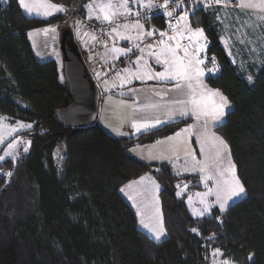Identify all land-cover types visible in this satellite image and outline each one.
<instances>
[{
    "label": "trees",
    "instance_id": "16d2710c",
    "mask_svg": "<svg viewBox=\"0 0 264 264\" xmlns=\"http://www.w3.org/2000/svg\"><path fill=\"white\" fill-rule=\"evenodd\" d=\"M49 1L83 16L90 0ZM214 15L199 9L189 21L204 29L205 57L215 58L217 70L205 74L206 83L232 103L214 130L227 143L246 194L223 212L213 207L195 218L175 191L183 182L200 188L198 174H175L168 162L147 163L129 152L190 119L130 138L108 134L97 121L63 126L54 111L69 103L66 83L54 59L37 60L27 37V30L63 15L44 20L24 14L17 0L0 2V113L31 124L28 151L1 164L11 175L0 173V264H211V248L233 264H264V56L248 83L220 43ZM145 173L160 186L166 232L160 241L137 227L119 191Z\"/></svg>",
    "mask_w": 264,
    "mask_h": 264
},
{
    "label": "crops",
    "instance_id": "0c3cea01",
    "mask_svg": "<svg viewBox=\"0 0 264 264\" xmlns=\"http://www.w3.org/2000/svg\"><path fill=\"white\" fill-rule=\"evenodd\" d=\"M93 1L95 0L88 1L85 4V6L89 5L90 3H93ZM0 2L3 5L7 4V0H0ZM17 2L24 14H26L27 16L37 17L44 20L50 18L51 16L61 14L64 12V11H56L55 9L47 8V10L55 11L56 13L52 14L50 17H42L41 15H37L36 13L29 14L20 4V0H17ZM25 2L33 5H39L42 3L60 5L50 2L49 0H25ZM260 3L261 0H225L224 3H217L216 1H214L202 10L212 11L211 9H216V10L219 9L223 11L231 8L234 9V11L239 12L240 14H251L258 16L264 20V8L259 6ZM143 4H144V0H129L128 7L131 10L130 12H133L141 8L142 7L141 5ZM241 5H251V6L246 7ZM85 6H84L83 15L84 17L89 18V15H86V11L90 12V9ZM213 6L214 8H212ZM39 9L43 10L41 8ZM44 11L45 10H43V12ZM94 11L98 13L99 9L94 8ZM121 11L123 10L121 9ZM192 15L193 14H190L185 24L190 25L192 29H196V28L203 29L202 27L199 26H193L190 23L189 20ZM89 19L96 20L95 16H92V18ZM233 19L235 21V18ZM139 23L144 25L143 29H140L138 27H130L124 30H117L116 32H113L110 43L101 48L92 47L93 43L90 42L87 44L83 36H81V38L79 37L77 41L80 44L81 46L80 48L82 49V51L87 53L89 58H92L93 56H97L99 58H105L108 61L111 58L120 59L121 61V66L119 68V71L117 72V74L113 79L108 80L102 77L101 78L99 77L98 79L99 88L101 92V99H100L98 117L96 121L98 125L102 127L108 134L115 137L130 138L148 132L155 128H158L168 122H172L178 119L189 118L190 119L189 123L183 126L182 128L176 130L175 132L163 137H159L154 141L148 143L132 145L129 148V152L135 158L147 163L162 162V161L168 162L172 165V168L174 169V171H176V173H184V174L197 173L200 180L201 175L199 169L201 164H203L205 160H208L209 164H211V159L214 156V152H215V148L213 149L212 146L215 145L216 142L213 141L210 133H215L216 136L221 137L214 130V127L224 122L225 115L221 118L219 122L209 123L208 126L209 134H207L208 136L207 138L203 128V124L206 118L201 117L199 120H197L195 116L191 115V110H192L191 104L179 103L180 101H188L192 98L191 95L189 94L187 82L180 81L181 87L177 89L175 86L177 83L176 80H158V79H146V78L136 79L135 76L140 75L143 77L146 74L154 76L155 73L164 71L165 65L163 61L165 59V56L161 55L160 62L158 63L156 56L152 55L151 53H160L161 50L164 49L166 45H172L173 47H175V45L179 43L180 48L177 50L178 56L183 57L184 49L186 48L190 55H195L196 59L203 61V63L198 65V67L202 69L204 72V75L199 77V86L197 85L196 80L192 81V85L193 88L195 89L196 97L199 98L200 94L202 92H206L207 89L219 90L217 88L209 86L205 81V74L207 73L208 70L204 61L205 51L207 47L206 34L203 29L202 38L193 37L192 40L190 41L188 37L191 36L192 34L189 33L187 30L183 31V38L180 34H178L179 32L177 33L175 32L172 34L164 33L165 35L161 36V33L163 32L158 31L157 33L154 27L151 24H149L147 21L141 20L139 21ZM57 25L58 22H54L27 30L28 40L30 42L32 51L38 61H42V57H43L42 55H40L39 52H42V54L47 52L46 50L47 46L48 45L50 46V44L53 42V40H55L56 37L54 32L43 34L42 31L44 27L46 26L56 27ZM140 31L144 33L151 31L153 34H155L153 40L154 44H145L141 48L143 49V51H141V49L136 48L137 46L136 43L139 40L133 37L134 34ZM218 33H219V41L222 44L221 33L219 30ZM148 37L150 36L143 35L141 38L145 39ZM169 37H173L174 39L169 41ZM183 40H189L190 45L184 47L182 45ZM160 41H163L164 43L162 44L160 43ZM251 45L252 46L254 45L255 47L259 46V48L261 47L259 49L261 50L259 51L261 53L264 51V42H263V46H261L262 45L261 41L258 42L255 40L254 42H248V46H250V51L254 52V49H251L252 47ZM114 48L131 49V51L125 53H117L113 51ZM197 49L200 50L197 51ZM226 53L228 55L227 51ZM138 58H140L139 61ZM259 60L260 61L258 62L259 63L258 68L261 64L262 59L260 58ZM215 69L217 70V67ZM252 73L253 74L256 73V68L253 69ZM122 79L127 80L128 82L122 83L121 82ZM252 81L253 79L251 81L247 80L248 83H251ZM215 99L218 101L219 98L217 97ZM231 107H232V103L229 101V106L226 107L225 113L226 110L230 109ZM181 111L188 112V115L180 116L179 113ZM156 121H160V123L157 124ZM134 122L137 124H146L149 125V127L137 131V129L133 127ZM177 133H179V135H177ZM227 149L229 152L228 147ZM193 156L195 157V160L192 159ZM229 158L231 159L230 152H229ZM193 167H195L196 169L195 171L192 170ZM141 177H144V179L141 180L140 183L135 184L136 183L135 181H138ZM153 181L155 182V184H158L156 179L153 177L151 173H145L136 179L126 182L119 188L121 196L134 211L137 219V227L140 230L141 228L147 229L140 223V219L142 220V218H144L143 216L144 213H146L148 216L153 215L156 219L161 218L162 221L160 200L158 196L160 187L159 189L155 188L153 185ZM212 187L213 186L210 183V188ZM131 190L137 192L138 197L131 196L130 195ZM156 196H157V200L155 201ZM180 197H184L186 207L189 213L192 215L189 205L187 203L186 195H181ZM214 198H215L214 195H209L212 208L217 207L220 212H223L220 210L218 204L215 203L216 200ZM157 213L159 215H157ZM195 218H200V217H195ZM153 226L155 227V225ZM165 237H166V232L164 238Z\"/></svg>",
    "mask_w": 264,
    "mask_h": 264
},
{
    "label": "snow or ice",
    "instance_id": "6c2138e0",
    "mask_svg": "<svg viewBox=\"0 0 264 264\" xmlns=\"http://www.w3.org/2000/svg\"><path fill=\"white\" fill-rule=\"evenodd\" d=\"M217 3L220 2V0H216ZM20 4L22 7L29 13H33L36 11V14H41L38 9L39 8H51L55 9L56 11H64V7L62 5H54L50 3H42L39 5H33L30 3H26L25 0H20ZM129 0H95L94 4L90 3L89 5H86L85 7L90 9L89 18H92V16H95L97 20L103 19L104 21L113 22L118 15H125L129 13L131 10L128 7ZM168 0H164V4L160 5V7H167ZM144 7L152 8L156 7V5H153L151 0H148L147 5H141ZM241 6H251V5H241ZM260 7L264 8V0H261V3L259 5ZM95 9H99V12L97 13L94 11ZM121 9L123 11H121ZM174 11V9H173ZM173 11H166L164 14L167 16H172ZM43 15L47 16L51 13L48 11H44L42 13ZM187 13H184L183 16H181L180 20H186L187 19ZM79 23V22H77ZM120 27V26H117ZM123 27L126 29L128 28V25L125 24ZM133 27H138L140 29L144 28V25L140 24L139 21H136V23L133 25ZM173 30L175 31V26H171ZM54 31V29H51ZM187 30L192 35L189 36V40L191 41L193 37L196 38H202L203 37V29L196 28L192 29L190 25L185 24L184 28L180 30L178 34H180L183 38V31ZM45 32L49 31V29H45ZM113 32L117 31V28L112 29ZM147 35L151 36L153 33L151 31H148L147 33L142 32L141 36ZM164 33H161V36H164ZM174 39L173 37H169V40ZM160 43H164L163 41H160ZM180 48L179 43L173 47L172 45H166L164 49L161 50L160 53H151L152 55L156 56L157 62H160L161 55L165 56V59L163 61L165 68L162 72L155 73L154 76L152 75H145L140 76L136 75V79H158V80H176V88L179 89L181 87L180 81L187 82V87L189 89V94L191 95V99L188 101H180L179 103L182 104H191L192 110L191 115L195 116L197 120H199L201 117H205V121L203 124V128L205 131V134L208 133V126L210 122H219L221 118L225 115V109L229 106V101L227 97H225L219 90L214 89H207L206 92H202L199 96V98L195 95V89L193 88L192 81L196 80L197 85L199 86V77L204 75V72L202 69L198 67L199 64L203 63V61L196 59L195 55H190L188 53V50L184 49V56L180 57L177 55V50ZM200 49H197L199 51ZM114 52L117 53H125L128 51H131V49H113ZM143 51V49H141ZM140 58H138L139 61ZM212 63L214 65L213 71L215 70V58L212 59ZM127 71V70H126ZM119 75V74H118ZM248 80L251 81L252 77L249 76ZM122 83H127V80L122 79ZM219 98L218 101L215 98ZM180 116L188 115V112L181 111L179 113ZM2 119V118H0ZM156 123H160V121H156ZM22 127H30V125H21ZM133 127L137 129V131L149 127V125L146 124H137L133 123ZM15 129H13L14 131ZM179 135V133H177ZM212 139L215 143V152L214 156L211 159V167L214 169L213 175H203L201 178L204 181L213 180L215 183L214 188H209L207 193H197L198 196L201 197L200 203L204 205L203 210L197 211L196 209H193L194 215H204L205 212H207L210 208V205L206 201V197L209 195H215L216 201L215 203L219 204L220 210L224 211L226 205L228 202L234 198H239L243 196L246 192L243 184L240 182L239 178L236 176V168L235 165L231 163V160L229 158L227 166L223 165L224 160V154L225 150L227 149L228 145L225 143V141L219 137L216 136L215 133H210ZM15 147V143L9 144L8 149H12ZM25 151H27V148H25ZM8 155L9 153L6 151L5 153ZM4 159V157H0V160ZM193 160H195V157H192ZM200 163V162H197ZM209 169V161L205 160L203 164L200 166V172L204 173L206 170ZM195 171V167L192 169ZM226 173H230V175H226ZM8 175H11V173H8ZM141 180L144 179V177L140 178ZM135 183V182H133ZM153 185L155 188L159 189V185L155 184L153 181ZM179 187V186H178ZM186 187V186H185ZM177 195H180L179 192H177ZM131 198V197H130ZM191 200V198H190ZM157 215H159L157 213ZM141 224L149 230L154 236V238L159 241L162 236L165 235V229L163 228L162 223L159 224V226H151L148 223H145L144 220H141ZM192 231H196V229H192ZM227 264V262H225Z\"/></svg>",
    "mask_w": 264,
    "mask_h": 264
},
{
    "label": "rangeland",
    "instance_id": "374dc122",
    "mask_svg": "<svg viewBox=\"0 0 264 264\" xmlns=\"http://www.w3.org/2000/svg\"><path fill=\"white\" fill-rule=\"evenodd\" d=\"M95 1H93L94 4ZM214 8V6L212 7ZM45 11L50 12V15H43V10L38 9V11L41 13L42 17H50L52 14L56 13L55 11H49L46 8H41ZM64 12L61 13L63 15V18L58 21V25L56 27H51V26H46L44 27L42 33L47 34L50 32H54L56 37L55 40L48 45L46 50L47 52L43 53L39 52L40 55H42V61H46L49 59H54L57 64H58V69L60 72V78L63 80V74H62V55H61V50L59 48V38H60V30L61 28L65 25L67 20L70 18V14L73 13L74 11L72 9H66L64 7ZM211 12H214V18L215 22L217 24V28L221 33V40L222 44L225 47L226 51L228 52V55L234 64V66L237 68L239 73L246 79L248 80V77L251 76L253 79V69L256 68V72L258 69V62L260 61L259 59L263 58L264 56V51L261 53L259 51L260 44L259 46H252L251 49H254V52L250 51V46H248V42H254L255 40L260 42L261 41V46H263L264 42V20L258 16L251 15V14H240L237 11H234V9L229 8L228 10H219V9H211ZM33 13H36L34 11ZM90 12L86 11V15H89ZM84 16V15H83ZM235 18V21L234 19ZM45 29H49V31L45 32ZM51 29H54L52 31ZM74 32H75V39L78 41L79 37L81 38L83 32L82 30L77 27L76 25L74 26ZM80 45V44H79ZM44 46V45H43ZM81 47V46H80ZM259 52V53H258ZM259 56V57H258ZM213 58H206L204 59L205 64L207 66V72H214L213 68L214 65L212 63ZM215 68H216V62H215ZM96 84L99 86V80L97 77L94 78ZM249 81V80H248ZM228 110V109H227ZM226 110V111H227ZM0 157H4V159L0 160V173H4L6 178L9 179L10 175L8 173H11L9 170H4L1 167L2 162L4 160H12L13 162L15 161L16 158H18L20 155L26 153L29 149V138L27 136V132L31 128V124L26 123L24 121H21L20 119H15L11 118L5 114L0 113ZM21 125H30V127H22ZM13 129H15L13 131ZM208 138V136L206 135ZM15 143V147L12 149H8L9 144ZM211 143V142H210ZM212 145V144H211ZM213 149L215 146H212ZM25 148H27V151H25ZM6 151L9 153L6 155ZM226 153L224 154V160H223V165L227 166L228 160H229V152L228 149L225 150ZM54 156L56 158V161L58 165L61 162V156H62V149L58 148L55 150ZM228 158V159H227ZM231 160V159H230ZM231 163L234 164L231 160ZM171 165V164H170ZM235 165V164H234ZM172 166V165H171ZM173 169V168H172ZM173 172L175 174H184V173H176V171ZM214 174V169L211 167V164H209V169L206 170V172L201 173V177L203 175H213ZM226 175H230V173H226ZM237 176V174H236ZM200 177L199 180V185L201 186L200 189H193L190 187L189 182H183L177 185L175 194L177 195V192L180 193V195H177L180 197L181 195H186L187 197V203L189 205V208L191 210V213L194 217H203L206 215H210L211 213V208L212 205L210 203L209 196L206 197L207 203L210 205V208L207 212L204 213V215H194L193 214V209H196L197 211L203 210L204 205L200 203L201 197L197 195V193H207L208 189L210 188V183L213 186L212 188L215 187V183L213 180H208L204 181ZM238 177V176H237ZM137 183L141 182V179L138 181H135ZM241 182V181H240ZM132 184V183H131ZM130 185V184H129ZM179 186V187H178ZM186 186V187H185ZM132 191L130 195L131 196H136L138 197V193ZM246 194V192H245ZM244 194V195H245ZM214 195V194H213ZM243 195V196H244ZM241 196V197H243ZM214 199L216 200V196L214 195ZM239 198H234L228 202L226 205L225 209L230 206L232 203L236 202L239 200ZM191 198V200H190ZM157 200V196L155 198V201ZM219 206V204H218ZM196 207V208H194ZM220 207V206H219ZM145 223L150 224L151 226L156 225L159 226V224L162 223L161 218L156 219L153 215H147L146 213L143 214ZM141 223V219H140ZM142 225V224H141ZM141 227V226H140ZM142 231H144L147 235H149L151 238L156 240L151 232H149L148 229H143L141 228ZM196 232V231H194ZM165 236V235H164ZM164 236L161 237V239L164 238ZM160 239V240H161ZM157 241V240H156ZM209 258L211 261V264H233L227 259H224L221 256V252L217 248H211L209 250Z\"/></svg>",
    "mask_w": 264,
    "mask_h": 264
},
{
    "label": "built area",
    "instance_id": "2783aa9c",
    "mask_svg": "<svg viewBox=\"0 0 264 264\" xmlns=\"http://www.w3.org/2000/svg\"><path fill=\"white\" fill-rule=\"evenodd\" d=\"M214 1L216 0H168L167 7H160V5L164 4V0H151L152 4L156 5V7L148 8L142 6L133 12H129L125 15H118L113 22L89 19L80 14H74L73 17L69 19L73 20L74 26L76 25L82 30V36L87 44L90 42L93 43L92 47L101 48L110 43L111 36L113 35V28H117V30H124L125 28L123 25L127 24L128 28H130L133 27L136 21H147L154 27L157 33L158 31L168 34L180 32L183 25L187 22L190 14H193L199 9H204ZM224 2L225 0H220L219 3ZM147 3L148 0H144L143 5H147ZM166 11H173L172 16L165 15L164 13ZM184 13L188 14L187 19L180 20L179 18L183 16ZM153 18H159L163 27L154 23ZM171 26H175L176 30L174 31ZM141 33L142 32L140 31L133 35L135 39L139 40L136 43L137 49H141L145 44H154L153 40L155 34L142 39ZM182 45L184 47L190 45L189 40H183ZM83 56L93 78L97 77L99 79V77H102L104 79L111 80L115 77L121 66L120 59L111 58L108 61L105 58H99L97 56L89 58L87 53L83 54Z\"/></svg>",
    "mask_w": 264,
    "mask_h": 264
},
{
    "label": "water",
    "instance_id": "95a60500",
    "mask_svg": "<svg viewBox=\"0 0 264 264\" xmlns=\"http://www.w3.org/2000/svg\"><path fill=\"white\" fill-rule=\"evenodd\" d=\"M73 15L70 14V18ZM59 48L69 103L56 109L54 117L65 127L93 125L98 117L101 92L75 39L72 19H68L60 30Z\"/></svg>",
    "mask_w": 264,
    "mask_h": 264
}]
</instances>
